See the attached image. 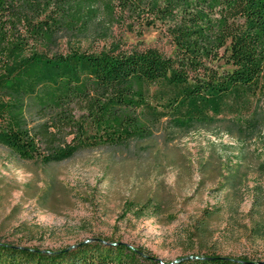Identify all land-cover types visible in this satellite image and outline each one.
<instances>
[{
    "label": "trees",
    "instance_id": "1",
    "mask_svg": "<svg viewBox=\"0 0 264 264\" xmlns=\"http://www.w3.org/2000/svg\"><path fill=\"white\" fill-rule=\"evenodd\" d=\"M116 21L130 30L165 23L174 55L113 43L52 50L59 33L86 34L98 22L108 35ZM221 49L230 68L219 71L209 62ZM166 124L184 133L223 126L250 138L261 130L264 0H0V146L49 164L144 141ZM255 201L264 203V193ZM147 209L160 211L150 201L138 210ZM254 230L264 235L262 224ZM0 264L264 261L212 249L160 261L146 248L93 237L56 249L0 241Z\"/></svg>",
    "mask_w": 264,
    "mask_h": 264
},
{
    "label": "rangeland",
    "instance_id": "2",
    "mask_svg": "<svg viewBox=\"0 0 264 264\" xmlns=\"http://www.w3.org/2000/svg\"><path fill=\"white\" fill-rule=\"evenodd\" d=\"M105 26L59 33L52 50L113 43L126 51H176L161 21L135 30L116 21L108 35ZM223 55L221 49L209 64L230 68ZM262 193L264 124L253 138L223 126L184 133L166 124L144 141L87 148L49 164L0 146V241L56 249L105 237L146 248L160 261L210 249L264 261V235L254 230L264 226V203L255 201ZM149 201L160 211L141 214Z\"/></svg>",
    "mask_w": 264,
    "mask_h": 264
}]
</instances>
